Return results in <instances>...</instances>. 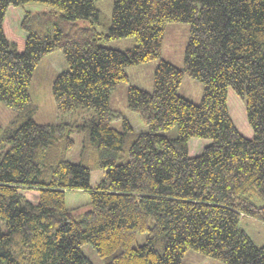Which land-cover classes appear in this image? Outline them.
<instances>
[{
    "label": "trees",
    "instance_id": "obj_1",
    "mask_svg": "<svg viewBox=\"0 0 264 264\" xmlns=\"http://www.w3.org/2000/svg\"><path fill=\"white\" fill-rule=\"evenodd\" d=\"M94 1L0 0V101L17 111L0 126L9 143L0 158V264H92L86 242L103 264H183L188 249L264 264V244L239 226L242 216L264 223V0H113L105 31ZM28 2L49 8L25 11L22 35L5 14ZM169 22L189 24L183 67L159 60L151 91L128 87L127 108L144 124L135 131L110 109V95L128 80L126 67L160 56ZM127 37L126 49L100 44ZM56 50L67 65L52 82L57 112H94L78 162L64 155L73 145L67 123L32 119V72ZM184 75L203 84L199 104L178 94ZM172 126L176 137L162 133ZM77 190L90 208L66 206V192Z\"/></svg>",
    "mask_w": 264,
    "mask_h": 264
},
{
    "label": "rangeland",
    "instance_id": "obj_2",
    "mask_svg": "<svg viewBox=\"0 0 264 264\" xmlns=\"http://www.w3.org/2000/svg\"><path fill=\"white\" fill-rule=\"evenodd\" d=\"M94 6L102 15L100 25L98 28L105 31L110 23L113 0H95ZM49 6L41 2H28L22 6H8L5 14V19L8 22L12 31L24 34L20 28V22L25 11H41L47 10ZM77 24L86 26L89 24L88 20L79 19ZM189 37V24L185 22H169L164 29V35L161 44L160 56L148 62L132 65L126 67L125 71L128 75L127 81H121L111 92L109 107L117 110L122 116L126 117L136 128L143 127L142 120L134 112H130L126 104L127 89L130 85L137 86L147 91L152 90L153 72L159 60H166L175 66L182 68L185 47ZM100 44L117 49H126L134 44L132 37L114 39V40H100ZM130 44V45H129ZM67 69L61 51L56 50L45 57H43L36 65L32 72L28 92L32 103L36 109L32 115V119L41 124L46 123H67L66 134L73 140V145L64 151L65 158L73 162L80 160V152L83 145V139L86 135L84 125L94 115L93 110L86 108H76L73 112L61 117L56 110L55 103L52 97V82L56 74ZM203 84L187 75H184L178 87V94L191 100L195 104L201 102L203 94ZM132 116H129L127 112ZM17 115V111L12 107L0 101V126H5L11 119ZM136 117V118H134ZM111 125L116 129H121V119L113 118ZM141 130V129H137ZM163 134L170 138L177 136V127L172 126L170 129L162 131ZM192 138L188 141V146L192 151L196 150L197 144ZM203 146V145H202ZM9 149V143L0 142V158ZM97 151L91 152L87 161L93 163L98 159ZM100 171L93 170L91 174V183L94 184L99 178ZM65 202L68 208L81 206L83 209L90 208L89 195L84 191H67L65 195ZM257 204H262V201L255 200ZM239 226L248 234L250 239L256 245L264 244V223L249 216H242L239 221ZM145 233L137 235L138 243H143L145 240ZM81 252L91 261L92 264H103L91 243L86 242L80 246ZM183 264H224L223 262L203 255L192 249H188L182 256Z\"/></svg>",
    "mask_w": 264,
    "mask_h": 264
},
{
    "label": "crops",
    "instance_id": "obj_3",
    "mask_svg": "<svg viewBox=\"0 0 264 264\" xmlns=\"http://www.w3.org/2000/svg\"><path fill=\"white\" fill-rule=\"evenodd\" d=\"M130 45V44H129ZM127 114H129V116H132V114L128 111L127 112ZM134 118H136V117H134ZM131 123V122H130ZM131 125H132V127H133V129L135 130V131H140V130H137V129H143L144 127H140V125H139V127L138 128H136V125H134V124H132L131 123Z\"/></svg>",
    "mask_w": 264,
    "mask_h": 264
}]
</instances>
